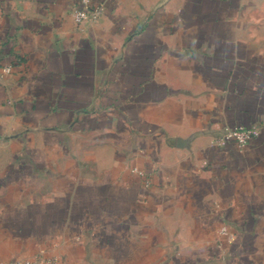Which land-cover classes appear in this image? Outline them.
<instances>
[{
    "label": "crops",
    "instance_id": "0c3cea01",
    "mask_svg": "<svg viewBox=\"0 0 264 264\" xmlns=\"http://www.w3.org/2000/svg\"><path fill=\"white\" fill-rule=\"evenodd\" d=\"M260 1L0 0V264H264Z\"/></svg>",
    "mask_w": 264,
    "mask_h": 264
},
{
    "label": "built area",
    "instance_id": "2783aa9c",
    "mask_svg": "<svg viewBox=\"0 0 264 264\" xmlns=\"http://www.w3.org/2000/svg\"><path fill=\"white\" fill-rule=\"evenodd\" d=\"M103 3L92 4L91 0H81V6L72 10V16L77 23L82 22H97L104 12ZM4 72L10 71V65L2 66ZM224 139L234 140L239 146L248 145L253 137V129L244 124L235 125L233 127H226ZM221 232H226L223 227Z\"/></svg>",
    "mask_w": 264,
    "mask_h": 264
},
{
    "label": "rangeland",
    "instance_id": "374dc122",
    "mask_svg": "<svg viewBox=\"0 0 264 264\" xmlns=\"http://www.w3.org/2000/svg\"><path fill=\"white\" fill-rule=\"evenodd\" d=\"M259 31V40L257 44L260 48L264 49V0L260 1V9H259V25L257 26Z\"/></svg>",
    "mask_w": 264,
    "mask_h": 264
}]
</instances>
